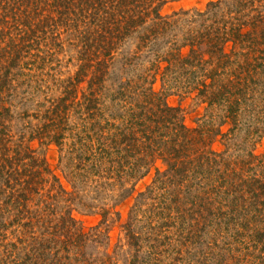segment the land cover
Returning <instances> with one entry per match:
<instances>
[{
	"label": "trees",
	"instance_id": "16d2710c",
	"mask_svg": "<svg viewBox=\"0 0 264 264\" xmlns=\"http://www.w3.org/2000/svg\"><path fill=\"white\" fill-rule=\"evenodd\" d=\"M167 1L0 0V151L5 150L0 179L21 184L20 194L26 196L45 181L41 166L46 162L38 164L34 155L28 158L36 162V181H22L17 156L29 147L18 144L14 157H5L10 150L6 122L13 113L2 95L13 97L23 86L33 98L45 93L47 81L34 72L44 65L41 59L45 62L73 47L80 69L74 79L58 82L61 95L37 103L32 116L39 123L32 128L31 140L56 143L69 163L78 159L77 165L93 175L104 171L109 179H140L161 159L168 167L157 171L147 196L153 200L148 210L152 226L171 218V211L185 227L206 226L212 222L194 217L190 209L188 215L185 201L190 200L192 208L199 204L212 210L220 204L229 224L240 209L236 216H241V224L250 226L257 244H264V152L256 154L254 148L237 143L243 131L246 141L264 138V0H212L205 11L185 20L188 29L179 25L181 19L159 13ZM132 40H138V50L146 48L148 58L153 56L151 66L134 86L128 82L106 93L110 67ZM84 79V100L74 103L75 88ZM158 81L164 90L154 88ZM171 91L193 95L206 104L209 115L195 128L186 126L180 108L166 102ZM73 105L80 129L78 122L69 124ZM224 125H229L226 132ZM220 134L227 149L207 150ZM233 147L235 153L229 154ZM85 239L74 230L67 244L79 248Z\"/></svg>",
	"mask_w": 264,
	"mask_h": 264
},
{
	"label": "rangeland",
	"instance_id": "374dc122",
	"mask_svg": "<svg viewBox=\"0 0 264 264\" xmlns=\"http://www.w3.org/2000/svg\"><path fill=\"white\" fill-rule=\"evenodd\" d=\"M210 1L169 0L159 7V13L181 19L179 25L188 29L185 20L205 11ZM138 43V40L129 41L116 55L105 84L106 93L115 92L119 85L128 82L134 86L151 66L153 56L148 58L146 48L138 50ZM67 48L66 52L45 62L41 59L39 64L44 65L34 71L40 72L41 79L47 81L42 87L45 93L39 92L33 98L23 86L12 92L13 97L2 95L6 106L12 105L13 113L12 120L6 122L10 140L6 146L10 150L5 157H14L18 144L30 148L17 156L22 181L30 178L36 181V162L33 164L32 158H28L30 155L37 158L38 164H46L41 166L45 181L38 183L37 189L28 196L20 194L21 184L11 181L8 185L0 179V264H264V244H257L247 229L250 226L241 224V216H236L241 213L240 209L233 216V220L238 219L229 224L222 214L225 208L222 210L220 204H216L217 210H212V206L201 208L199 204L192 208L187 200L183 207L188 215L187 209H190L194 217L212 223L185 227L179 214L171 211V218H162L156 226L151 225L148 210L153 200L147 197L148 190L154 189L157 171L164 172L167 162L156 159L148 174L140 179H109L104 171L100 176L93 175L77 165L78 159L69 163L66 151L61 152L56 143L46 145L38 138L31 140L32 128L39 123L32 116L37 112V103L61 95L58 82L74 79L80 69L77 51ZM87 85L84 79L76 86L74 103L83 102ZM36 86L40 87L34 83L33 87ZM154 88L164 90L160 81ZM73 97L67 101L68 105ZM166 102L180 108L184 123L190 128L197 127L209 115L206 104L193 95L171 91ZM75 109L73 105L69 110V124L78 122L80 129L81 119ZM228 128L229 125L222 126L223 132ZM75 132L74 127L73 134ZM246 135L245 131L240 133L238 146L245 143L246 149L254 148L256 154H262L264 138L256 143L246 141ZM236 148H230L228 153H235ZM206 149L225 151L227 146L222 135H217ZM1 151L0 156H4L5 150ZM157 191L161 194L163 190ZM180 197L185 199L183 193ZM74 230L86 236L84 246L75 248L67 244V237Z\"/></svg>",
	"mask_w": 264,
	"mask_h": 264
}]
</instances>
